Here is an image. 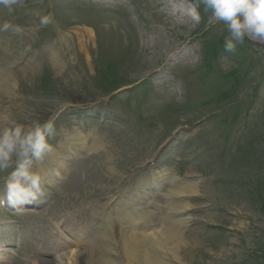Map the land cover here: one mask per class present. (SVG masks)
<instances>
[{
	"label": "rangeland",
	"instance_id": "obj_1",
	"mask_svg": "<svg viewBox=\"0 0 264 264\" xmlns=\"http://www.w3.org/2000/svg\"><path fill=\"white\" fill-rule=\"evenodd\" d=\"M24 1L27 0H18V3ZM181 1L173 0L175 6L182 8L185 5L189 6L187 2ZM84 2L87 3L89 1L55 0L54 13L56 21L54 27L47 29L45 37L34 44L31 42L36 40L37 33L46 24L41 23V20L44 19L45 11H42L38 16H33L28 12L18 13L17 11L14 15H10V11L0 7V24L8 21L21 29L20 32H0L2 38H4V44L0 45V60L13 64L23 58L24 55L16 47V44L22 46L28 43L32 49L37 48L40 50V55L38 56L37 54H31L30 51L28 52L24 48L26 53L28 52L27 64L13 70L18 86L17 96L9 99L0 94V114L9 115L10 120L24 124H31L34 121L43 122L51 117L49 115L51 112L58 113L66 106H86L93 101H103L99 97L104 95V88L107 89L111 86V84L106 85V83L100 84L102 75L106 70L111 72L112 77L119 76L122 78V82L127 81L126 84H128L144 78L150 71L162 64L176 66V69L181 72L180 84L183 85L185 92L188 94L191 105H199L204 99L211 96L210 89L207 87L209 83L206 82V76L200 75V73L193 70L192 63L194 60L184 57L187 54L184 48V40L199 37L198 49L202 48L204 45L203 40L216 39V37L223 35L224 32L227 36L229 35L223 23L214 26L218 21L213 19L211 23H206L208 25L207 29L202 28L203 22L201 21L189 24L187 27L177 24V29L175 30L172 21L168 22L165 18L166 8L163 7V0H143L144 10L151 20L149 21L151 29L148 31L146 38H143L144 35H142L138 38L139 40L134 41L124 27L123 21H119L118 16L115 15V11L120 10L118 5L110 3L111 0H105L106 3L102 5L89 2L91 6ZM90 7H92L93 11L86 17L73 11V9H89ZM201 9L203 10L202 6ZM102 11L108 15H100ZM210 25L211 27L209 28ZM90 26L97 29L98 40L96 39L97 35L94 37L93 34L91 37H82L85 30L91 31ZM24 27L28 28V31L24 30ZM206 30L210 32L209 35H203L202 38L200 31ZM196 33H199V35L194 36ZM71 34L75 36L76 41L75 39L70 40ZM12 40L14 41L13 43H11ZM79 40L81 43L84 42V49L77 52L76 43L78 44ZM100 40L102 43H100ZM253 42L256 43L255 41ZM51 47L57 50L60 57L61 65L58 67H55L52 63ZM180 51L181 54L176 56L175 52ZM247 59L248 62H254L255 66L250 67L245 60L243 66L235 64V61L223 64L219 62L218 65L223 71L217 69L218 72L214 77L220 76L221 73L238 71V69L234 68L235 65L236 68H242V73L251 72L254 78L262 77L264 66L257 64L252 58ZM221 60L223 61V58ZM47 76H51L50 83H48L50 79ZM46 83H48L46 88L52 86L58 88L57 95L49 93H47L49 96L39 95L37 90L42 86L40 84ZM31 95H33V98H31ZM143 103L144 106L155 107L156 110L154 112L160 113L164 120L168 122L170 128L178 119L173 113L180 104L171 91L162 89L157 97H146ZM108 105L106 112L108 116L115 120L117 125L111 123L104 130L89 123V129L90 131L96 129V134H99L103 141L108 142L115 148V159L122 156L129 162L125 164L121 161L118 166H115L117 172L114 175H110L105 170L100 171L95 166L90 168V166L81 163V159L85 156L87 157L86 150H78L75 155L68 154L69 157L73 158L76 156L79 160L78 162L72 160L69 165L64 167V177L57 178L56 181L60 191L54 190V192L64 194L63 198L70 204H74L79 210H86L98 201H101L99 204L102 203L104 206V203L110 202L108 196L120 195L121 191L128 185H134L139 176L146 174L142 170L138 171L139 166L155 154L153 148L156 144V138L151 129L154 127L153 113L141 112L142 107L138 109V102L126 104L124 100H120ZM118 115L135 118L136 124L133 127L136 126V130L132 137L124 138L128 128L117 121L116 117ZM29 116L33 118H29ZM94 117H100V110L94 111ZM89 119L91 121L93 118L89 117ZM197 119V115L190 114L184 121L192 122ZM183 124L180 123L179 125ZM55 127H57L55 134L60 138L54 140L53 147H56L60 141L65 140L61 136L62 131L73 130L76 128V124L75 121L64 120L57 123ZM138 134H143L145 141L138 137ZM207 135H204V137L207 138ZM179 145H172L168 150L161 152L160 156H158L157 166L165 167L171 161L172 166L169 165L167 166L168 168L174 167L180 173L183 172L185 174L198 173L197 167L204 169L207 166L206 161L195 163L191 156L193 153L179 156ZM193 145L200 147L198 152H203L204 147L207 145V140L201 139L196 143L195 141L190 143V146ZM118 146L120 149L117 150L116 147ZM122 148L125 150L124 154L117 152ZM210 157L215 160L214 155L210 154ZM99 159L97 166L105 164L106 157L101 155ZM208 168L211 172L218 169L213 165H209ZM82 172L83 175L87 174L86 182L81 179L80 174ZM101 174L104 176L102 188H100L98 183ZM212 179L210 176L202 182H198L201 195L193 202L198 208L194 218L196 217V220L203 224L205 229L193 228L185 231L187 238L194 237L200 241V244H190L188 250L182 254L183 261L180 264H224V262L241 253L237 247L234 248L233 246L237 241L238 232L243 231L244 234L253 235L262 229L261 231L264 233V225L260 223L264 221V218L255 215L253 212L252 214L249 210L251 207L257 206L256 208H258L257 203H241L240 199L237 198V193L234 192L233 196L229 197L227 190L220 195H218L219 193L215 194L210 190V186L213 184ZM261 197H264V188L258 193V198L260 199ZM239 202L240 204H237ZM220 205L222 207H219ZM113 211L115 212L116 210ZM258 211L256 212L257 214ZM108 213L114 218L110 207H108ZM82 215L84 218L78 222H83L80 227L85 226L86 228L92 223V216L85 213H82ZM260 215L263 214L260 213ZM223 216L227 219L229 217L232 218L231 221L225 219L227 223L232 224L229 236H221V234H213L214 231H209L213 226L216 227L221 222ZM240 216H243L245 220L249 217L251 218L250 221L248 220L247 223L244 222L241 225L243 226L246 223L245 228L238 231L237 228H241L240 224L244 220L240 219ZM251 225L256 226L251 227ZM74 228L76 226H72L73 233L76 230ZM74 244L76 246L75 241ZM72 249L74 250V248L67 249V253ZM78 261L81 262L83 260L78 258ZM54 263H56V260L53 261Z\"/></svg>",
	"mask_w": 264,
	"mask_h": 264
},
{
	"label": "clouds",
	"instance_id": "obj_2",
	"mask_svg": "<svg viewBox=\"0 0 264 264\" xmlns=\"http://www.w3.org/2000/svg\"><path fill=\"white\" fill-rule=\"evenodd\" d=\"M17 3L18 0H0V6L9 11ZM201 6L226 26L229 35L224 52L234 53L246 39L264 44V0H196L189 9L194 22L201 19ZM41 23H47V18ZM9 31L21 29L8 21L0 24V32ZM55 120V116L31 124L13 120L0 126V189L10 205L29 203L41 193L39 166L53 150L49 140L55 133Z\"/></svg>",
	"mask_w": 264,
	"mask_h": 264
},
{
	"label": "bare ground",
	"instance_id": "obj_3",
	"mask_svg": "<svg viewBox=\"0 0 264 264\" xmlns=\"http://www.w3.org/2000/svg\"><path fill=\"white\" fill-rule=\"evenodd\" d=\"M7 81L8 79L5 78ZM9 82L7 84L9 85ZM60 162V159H59ZM59 167V166H58ZM166 174V171H157L152 173L153 182H157L158 179H161L162 176ZM51 184V183H50ZM144 189H140L139 193L141 194L137 200L140 198V201H145L146 204H150L149 200H146L147 193H143ZM137 191V190H136ZM166 197L172 199L176 196H191L195 193L196 188L192 184L178 186L174 182V185L171 184L170 178L168 182L165 183ZM135 192V191H133ZM133 196L129 193V197L121 195L120 203L124 207L129 201L133 202ZM169 199V200H170ZM168 200V201H169ZM183 205V211L191 210L192 207L189 204H186L185 200L182 199L181 203ZM178 205V204H176ZM172 202H166V207L169 210L174 208ZM174 206V207H173ZM154 207V205H153ZM155 207H158L155 204ZM144 206H138L133 204L132 212L124 215L125 219L128 220L126 227L120 231V239L115 240L113 243H109L108 249L113 257L116 259L121 254V262H113L112 259H108L105 255L100 254V252L95 248L85 247L83 250L77 252L73 251L69 254H65L60 257L58 261L54 264H170V262L181 263L183 261L182 254L188 250L189 245L191 244H200L198 239L194 237H186L183 233L184 230H180L176 226H170L165 219L161 220L159 227V233L156 234L154 230L151 231L147 229L145 232H138V223L144 219V217L152 218L153 213ZM154 215H158L154 213ZM148 224L149 221H145V224ZM189 222H179V224H184L186 226ZM108 233L111 234V226L108 224L106 226ZM77 257H83V261L79 262ZM170 261V262H169Z\"/></svg>",
	"mask_w": 264,
	"mask_h": 264
}]
</instances>
